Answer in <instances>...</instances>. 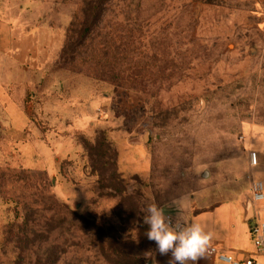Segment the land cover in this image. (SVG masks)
<instances>
[{"label": "rangeland", "instance_id": "rangeland-1", "mask_svg": "<svg viewBox=\"0 0 264 264\" xmlns=\"http://www.w3.org/2000/svg\"><path fill=\"white\" fill-rule=\"evenodd\" d=\"M26 1L0 0V17L41 24ZM82 6L43 17L65 44ZM48 61L19 103L25 133L0 132V264H146V203L237 178L264 127V0H111Z\"/></svg>", "mask_w": 264, "mask_h": 264}, {"label": "crops", "instance_id": "crops-1", "mask_svg": "<svg viewBox=\"0 0 264 264\" xmlns=\"http://www.w3.org/2000/svg\"><path fill=\"white\" fill-rule=\"evenodd\" d=\"M56 2L27 0L31 6L19 7V12L43 11L39 25L0 17V132L25 133L28 116L19 103L30 86L29 75L43 67L63 47L65 28L60 24H46L43 18L46 13H51ZM34 83L32 79L31 85ZM243 140L245 153L237 178L227 177L220 181L219 187L212 182L206 183L165 207L166 213L173 218L179 215L185 222H201L213 233L206 259H201L198 264H231L220 259L218 254L209 253L210 248L238 261L252 258L257 264H264V255L257 253L251 235L255 217L264 220V202L252 200L251 180L248 179L251 176L253 180H264V175L259 174L264 169V127L249 128L247 138ZM252 151L258 154L257 166L251 165ZM156 259L159 264H167L169 256L156 253Z\"/></svg>", "mask_w": 264, "mask_h": 264}, {"label": "clouds", "instance_id": "clouds-1", "mask_svg": "<svg viewBox=\"0 0 264 264\" xmlns=\"http://www.w3.org/2000/svg\"><path fill=\"white\" fill-rule=\"evenodd\" d=\"M166 206L154 200L143 208V224L147 226L145 236L156 245L155 251L144 253L146 264H159L156 253L169 256L167 264H198L206 259L205 253L213 240V233L198 221L185 222L178 215L173 218L165 211Z\"/></svg>", "mask_w": 264, "mask_h": 264}, {"label": "trees", "instance_id": "trees-1", "mask_svg": "<svg viewBox=\"0 0 264 264\" xmlns=\"http://www.w3.org/2000/svg\"><path fill=\"white\" fill-rule=\"evenodd\" d=\"M111 0H83V6L81 9V15L83 17L82 22H78L79 15H75V22L72 24V27L69 29V38H67L68 42H64L62 49L60 50L59 54L63 52L64 54H68V52L74 53L79 46V44H84L86 39L89 38L96 26L103 20L104 13L106 12V7ZM67 36V34H66ZM77 37V38H75ZM106 56V54L104 55ZM118 58L117 55H115ZM125 55L122 53L120 54V58L123 59ZM86 62V59L83 60ZM97 64L99 59L97 58ZM96 64V65H97ZM97 73L93 72V75ZM103 142H106L104 139ZM117 174L116 170L114 172ZM114 176V174H113ZM103 231V230H99ZM119 244L118 239L111 240V246L113 249H116ZM155 245V243H154ZM110 246V245H109ZM155 247V246H154ZM63 253V252H61ZM60 253V255H61ZM60 257L59 254L56 255L51 261V264H57ZM140 263L137 261V264Z\"/></svg>", "mask_w": 264, "mask_h": 264}, {"label": "built area", "instance_id": "built-area-1", "mask_svg": "<svg viewBox=\"0 0 264 264\" xmlns=\"http://www.w3.org/2000/svg\"><path fill=\"white\" fill-rule=\"evenodd\" d=\"M250 161L252 166L258 165L257 152L252 151L250 153ZM248 179L251 180L252 200L257 203L264 202V180H253L251 176H248ZM251 235L257 253L264 255V220H261L258 216L255 217V221L251 226ZM208 251L213 255L218 254L220 259L231 264H257L252 258L238 261L233 256L218 253L216 248H210Z\"/></svg>", "mask_w": 264, "mask_h": 264}, {"label": "water", "instance_id": "water-1", "mask_svg": "<svg viewBox=\"0 0 264 264\" xmlns=\"http://www.w3.org/2000/svg\"><path fill=\"white\" fill-rule=\"evenodd\" d=\"M148 137H147V135L145 136V139H147ZM205 174H207V172L205 173ZM149 264H151V261H150V263Z\"/></svg>", "mask_w": 264, "mask_h": 264}]
</instances>
